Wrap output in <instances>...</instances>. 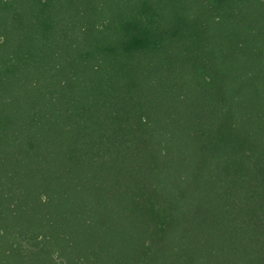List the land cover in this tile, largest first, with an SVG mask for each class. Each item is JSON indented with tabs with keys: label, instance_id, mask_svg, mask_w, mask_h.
<instances>
[{
	"label": "trees",
	"instance_id": "1",
	"mask_svg": "<svg viewBox=\"0 0 264 264\" xmlns=\"http://www.w3.org/2000/svg\"><path fill=\"white\" fill-rule=\"evenodd\" d=\"M0 264H264V0H0Z\"/></svg>",
	"mask_w": 264,
	"mask_h": 264
}]
</instances>
